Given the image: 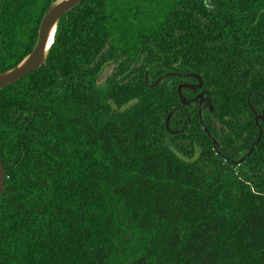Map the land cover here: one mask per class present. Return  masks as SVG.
<instances>
[{
  "label": "trees",
  "instance_id": "16d2710c",
  "mask_svg": "<svg viewBox=\"0 0 264 264\" xmlns=\"http://www.w3.org/2000/svg\"><path fill=\"white\" fill-rule=\"evenodd\" d=\"M58 1L0 0V75ZM263 111L264 0H81L0 89V264H264Z\"/></svg>",
  "mask_w": 264,
  "mask_h": 264
},
{
  "label": "water",
  "instance_id": "95a60500",
  "mask_svg": "<svg viewBox=\"0 0 264 264\" xmlns=\"http://www.w3.org/2000/svg\"><path fill=\"white\" fill-rule=\"evenodd\" d=\"M80 1L81 0H68L65 2H60L59 0L48 9L40 26L37 44L33 49V51L31 52V54L26 58L29 59L27 64H25V66L22 67H20L19 64L16 68L1 74L0 89H3L17 82L21 78L25 77L27 74L37 70L43 64L45 57L54 41L53 38L52 43L50 44L49 47H47L46 44H47L48 35L50 34L52 28L55 27V31H56L58 20L62 17V15H64L66 12H68L70 9L76 6ZM54 37H55V32H54ZM184 98L185 97L183 96V101ZM257 119H261L264 121V111L261 115L257 116ZM262 132H263V128L262 125H260V133L258 140L253 144L250 152L246 154V156H244L240 161L245 160L249 155L253 153L254 148L256 147L258 141L262 136ZM210 136L212 135L210 134ZM214 143L215 146H219V143L216 140H214ZM5 180H6V170L0 158V194L4 189Z\"/></svg>",
  "mask_w": 264,
  "mask_h": 264
},
{
  "label": "rangeland",
  "instance_id": "374dc122",
  "mask_svg": "<svg viewBox=\"0 0 264 264\" xmlns=\"http://www.w3.org/2000/svg\"><path fill=\"white\" fill-rule=\"evenodd\" d=\"M184 102L187 103V104H190L192 103L193 101H196L195 99H191L187 96H184ZM199 100L202 101V108L205 107V105H211V102L210 100L206 97V96H199Z\"/></svg>",
  "mask_w": 264,
  "mask_h": 264
},
{
  "label": "bare ground",
  "instance_id": "6f19581e",
  "mask_svg": "<svg viewBox=\"0 0 264 264\" xmlns=\"http://www.w3.org/2000/svg\"><path fill=\"white\" fill-rule=\"evenodd\" d=\"M65 1H68V0H60V2H65ZM54 32H55V27L52 28L50 34L48 35L47 44H46L47 47L50 46L49 41H51V43H52V41H53V38H54ZM28 60H29V59H25V60L20 64V67L25 66V64H27Z\"/></svg>",
  "mask_w": 264,
  "mask_h": 264
},
{
  "label": "snow or ice",
  "instance_id": "6c2138e0",
  "mask_svg": "<svg viewBox=\"0 0 264 264\" xmlns=\"http://www.w3.org/2000/svg\"><path fill=\"white\" fill-rule=\"evenodd\" d=\"M49 43L51 44V41H49Z\"/></svg>",
  "mask_w": 264,
  "mask_h": 264
}]
</instances>
